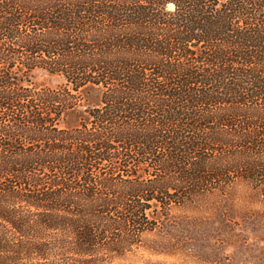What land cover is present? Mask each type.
I'll use <instances>...</instances> for the list:
<instances>
[{"label":"trees","instance_id":"obj_1","mask_svg":"<svg viewBox=\"0 0 264 264\" xmlns=\"http://www.w3.org/2000/svg\"><path fill=\"white\" fill-rule=\"evenodd\" d=\"M237 182L264 197V0H0V264H109Z\"/></svg>","mask_w":264,"mask_h":264},{"label":"rangeland","instance_id":"obj_2","mask_svg":"<svg viewBox=\"0 0 264 264\" xmlns=\"http://www.w3.org/2000/svg\"><path fill=\"white\" fill-rule=\"evenodd\" d=\"M60 75L33 70L30 86L56 87ZM82 104L98 98L96 90ZM70 119V118H69ZM109 264H264V197L237 182L174 207L141 245Z\"/></svg>","mask_w":264,"mask_h":264}]
</instances>
